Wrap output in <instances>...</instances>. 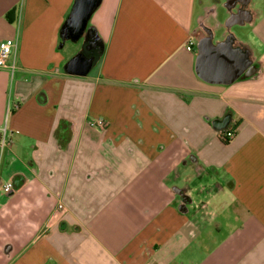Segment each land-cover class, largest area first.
Returning <instances> with one entry per match:
<instances>
[{
    "label": "crops",
    "instance_id": "0c3cea01",
    "mask_svg": "<svg viewBox=\"0 0 264 264\" xmlns=\"http://www.w3.org/2000/svg\"><path fill=\"white\" fill-rule=\"evenodd\" d=\"M72 4L0 0V41L17 43L13 76L0 69V127L17 104L0 264H264V0H101L85 76L59 47ZM229 19L256 71L210 84L196 45L224 41Z\"/></svg>",
    "mask_w": 264,
    "mask_h": 264
},
{
    "label": "water",
    "instance_id": "95a60500",
    "mask_svg": "<svg viewBox=\"0 0 264 264\" xmlns=\"http://www.w3.org/2000/svg\"><path fill=\"white\" fill-rule=\"evenodd\" d=\"M100 3L101 0H73L68 17L60 30L59 47L65 42L76 44L82 41L80 51L68 60L64 68L69 75H87L99 56L85 54L83 44L87 35H92L88 23ZM231 21V19L227 21V27L231 26ZM212 40V33L207 31L206 36L196 45L195 72L201 80L210 84L230 85L241 77L255 73L256 66L249 60L250 51L247 48L234 44L231 36L218 43H213ZM92 44L95 45V42ZM209 61L216 63L212 65ZM229 120L230 116H226L222 120L213 121L212 125L220 131L227 127Z\"/></svg>",
    "mask_w": 264,
    "mask_h": 264
},
{
    "label": "built area",
    "instance_id": "2783aa9c",
    "mask_svg": "<svg viewBox=\"0 0 264 264\" xmlns=\"http://www.w3.org/2000/svg\"><path fill=\"white\" fill-rule=\"evenodd\" d=\"M16 39L15 38H7L0 41V69H6L11 76H13L16 70ZM194 43L192 41L189 42L187 46V50L191 51ZM17 108V104L8 102L6 105V112L4 117V124L0 127V151L4 150L10 141V130L7 127V119L12 110ZM87 125L93 129H97L99 131H104L108 124L105 119L100 117H90L87 120ZM236 128L230 127L225 128L218 131L219 138L226 142H230L235 136ZM12 188L10 182L3 184L2 191L9 192ZM60 208V206H59Z\"/></svg>",
    "mask_w": 264,
    "mask_h": 264
},
{
    "label": "rangeland",
    "instance_id": "374dc122",
    "mask_svg": "<svg viewBox=\"0 0 264 264\" xmlns=\"http://www.w3.org/2000/svg\"><path fill=\"white\" fill-rule=\"evenodd\" d=\"M234 30H236V29H234V26L226 27V37L231 36L232 37V42L235 44V43L238 42V40H237V35L234 32ZM66 45L68 46V53H71V51H72V52H74V55L77 54L80 51V49H81L80 42L77 43V44H73L71 42H67ZM89 128H91V127H89ZM58 212H59V210H57L56 212H54V216H57ZM193 246H194V244H193Z\"/></svg>",
    "mask_w": 264,
    "mask_h": 264
},
{
    "label": "flooded vegetation",
    "instance_id": "af4514ba",
    "mask_svg": "<svg viewBox=\"0 0 264 264\" xmlns=\"http://www.w3.org/2000/svg\"><path fill=\"white\" fill-rule=\"evenodd\" d=\"M92 35H87L85 43L83 44V49L85 54H87L88 56L90 55H98L100 52V45L98 44V41L95 43V45H93L92 43L95 42V33L92 31L91 32ZM80 44L82 45V41H80ZM187 201L190 202L189 199H187Z\"/></svg>",
    "mask_w": 264,
    "mask_h": 264
},
{
    "label": "trees",
    "instance_id": "16d2710c",
    "mask_svg": "<svg viewBox=\"0 0 264 264\" xmlns=\"http://www.w3.org/2000/svg\"><path fill=\"white\" fill-rule=\"evenodd\" d=\"M91 30L95 33V30L91 27ZM96 34V33H95ZM221 140V139H220ZM222 142H224V143H227L226 141H224V140H221Z\"/></svg>",
    "mask_w": 264,
    "mask_h": 264
}]
</instances>
